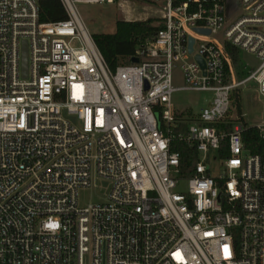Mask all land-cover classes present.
Segmentation results:
<instances>
[{"label": "built area", "instance_id": "2783aa9c", "mask_svg": "<svg viewBox=\"0 0 264 264\" xmlns=\"http://www.w3.org/2000/svg\"><path fill=\"white\" fill-rule=\"evenodd\" d=\"M59 1L41 23L39 0H0V264H264V152L242 136L264 145V120L233 104L253 82L264 108V0H149L159 30L114 71L75 4L115 1ZM176 91L210 97L180 111Z\"/></svg>", "mask_w": 264, "mask_h": 264}, {"label": "rangeland", "instance_id": "374dc122", "mask_svg": "<svg viewBox=\"0 0 264 264\" xmlns=\"http://www.w3.org/2000/svg\"><path fill=\"white\" fill-rule=\"evenodd\" d=\"M75 6L90 35L114 33L117 20L144 21L160 17L158 6L149 0H118L114 4L77 3ZM238 64L246 65L249 71H254L260 62L256 57L239 51ZM179 78V75L175 76L174 84L176 86L181 85ZM240 93L242 111L246 121L258 123L264 120V108L256 94V85L249 82L241 88ZM209 97L210 94L204 92L176 91L172 95V101L177 110L197 113L205 106ZM99 198L101 195L97 189H92L81 195V201L85 203H91Z\"/></svg>", "mask_w": 264, "mask_h": 264}, {"label": "trees", "instance_id": "16d2710c", "mask_svg": "<svg viewBox=\"0 0 264 264\" xmlns=\"http://www.w3.org/2000/svg\"><path fill=\"white\" fill-rule=\"evenodd\" d=\"M117 2L118 0H114ZM39 21L41 23H51L62 21L67 18L62 3L59 0H39ZM157 19L149 18L144 21H126L117 20L115 23V32L108 34H92V40L102 55L109 70L114 71L118 65L129 64L131 58L135 55L136 48L143 40L153 37L159 30L156 25ZM229 55L235 64H238V50L227 47ZM240 77V75H239ZM237 111L242 110L240 90L234 93V102ZM243 140L254 152L263 153L264 145L260 144L256 131L247 129L242 133ZM259 143V144H258ZM178 144L176 151L182 153L181 156V174H185L184 167L188 161V155L183 146ZM192 166L193 161L187 162Z\"/></svg>", "mask_w": 264, "mask_h": 264}, {"label": "water", "instance_id": "95a60500", "mask_svg": "<svg viewBox=\"0 0 264 264\" xmlns=\"http://www.w3.org/2000/svg\"><path fill=\"white\" fill-rule=\"evenodd\" d=\"M198 32H202L198 30ZM192 44H193V39L189 40V51L191 52L192 50ZM201 64L202 61L199 58H196ZM139 62L138 58H132L131 63L137 64ZM22 77L25 78L27 75V51H26V44L23 43V51H22Z\"/></svg>", "mask_w": 264, "mask_h": 264}, {"label": "crops", "instance_id": "0c3cea01", "mask_svg": "<svg viewBox=\"0 0 264 264\" xmlns=\"http://www.w3.org/2000/svg\"><path fill=\"white\" fill-rule=\"evenodd\" d=\"M131 20V19H130ZM130 20H126V21H130ZM135 21V19H133Z\"/></svg>", "mask_w": 264, "mask_h": 264}]
</instances>
